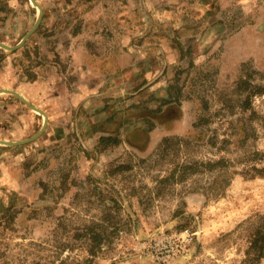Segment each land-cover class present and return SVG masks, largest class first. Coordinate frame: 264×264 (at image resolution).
Returning <instances> with one entry per match:
<instances>
[{"label": "rangeland", "instance_id": "374dc122", "mask_svg": "<svg viewBox=\"0 0 264 264\" xmlns=\"http://www.w3.org/2000/svg\"><path fill=\"white\" fill-rule=\"evenodd\" d=\"M36 2L0 48V140L46 123L0 144V264H264V0ZM38 14L0 0V43Z\"/></svg>", "mask_w": 264, "mask_h": 264}, {"label": "trees", "instance_id": "16d2710c", "mask_svg": "<svg viewBox=\"0 0 264 264\" xmlns=\"http://www.w3.org/2000/svg\"><path fill=\"white\" fill-rule=\"evenodd\" d=\"M257 170V169H254ZM257 173L259 175H263V170H257ZM90 238L93 241L92 246L90 249H93L96 247V245L101 241V238L98 234H94L93 229L90 230ZM82 236V235H78ZM249 251L253 252L254 259H261L264 257V214L258 215L255 220L250 223V232H249ZM91 253H93V250H91ZM88 260H83L82 264H86ZM33 264H67V259H55V260H49L45 263H42L40 261L33 262ZM75 264H81L80 262H77Z\"/></svg>", "mask_w": 264, "mask_h": 264}, {"label": "water", "instance_id": "95a60500", "mask_svg": "<svg viewBox=\"0 0 264 264\" xmlns=\"http://www.w3.org/2000/svg\"><path fill=\"white\" fill-rule=\"evenodd\" d=\"M31 1H32V3H33V4L38 8V10H39L38 18H37V20H36V22H35L33 28H32V29H31V30H30V31L24 36V38L21 40V42H20L19 44H17L16 46L11 47V46L5 45V44H3V43H0V48H3V49L8 50V51H13V50H16V49L20 48V47L25 43L27 37H28L30 34H32V32H34L35 29L37 28V26H38V24L40 23V20H41L42 10H41V7L39 6V4L36 2V0H31ZM4 92H7V91H5V90H0V93H4ZM10 93H12V94L18 96L17 93H15V92H10ZM18 97H19L22 101L26 102L24 98H22V97H20V96H18ZM31 108H32L34 111H37L38 113L42 114V115L44 116V118H45V121H46L47 116L45 115V113H44L42 110H40V109H38V108H36V107H34V106H31ZM45 126H46V123H44V125H43V127H42V129L40 130L39 133H37L36 135H34L33 137H31V138H29V139H27V140L17 141V142H9V141H3V140H0V144H1V145H5V146H19V145H22V144H25V143L31 142V141L35 140V139H36L41 133L44 132V130H45Z\"/></svg>", "mask_w": 264, "mask_h": 264}, {"label": "built area", "instance_id": "2783aa9c", "mask_svg": "<svg viewBox=\"0 0 264 264\" xmlns=\"http://www.w3.org/2000/svg\"><path fill=\"white\" fill-rule=\"evenodd\" d=\"M177 237L181 239V241H179L180 242L179 245L175 246L174 252L168 251L167 255L165 256L166 258L169 257L170 255H175V252L176 254L182 252L185 246L192 242L193 233L190 232L189 230H185L183 232H180Z\"/></svg>", "mask_w": 264, "mask_h": 264}]
</instances>
